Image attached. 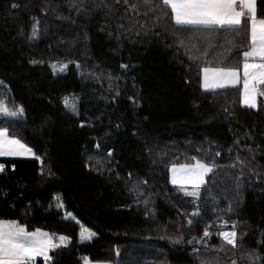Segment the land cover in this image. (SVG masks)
<instances>
[{
    "label": "trees",
    "instance_id": "obj_1",
    "mask_svg": "<svg viewBox=\"0 0 264 264\" xmlns=\"http://www.w3.org/2000/svg\"><path fill=\"white\" fill-rule=\"evenodd\" d=\"M154 4L0 0V98L25 110L0 128L34 153L0 158V219L67 237L35 264H264V107L242 106L240 87H201L203 67L240 68L247 25L179 30ZM192 157L214 166L199 199L170 178ZM233 223L237 249L217 235Z\"/></svg>",
    "mask_w": 264,
    "mask_h": 264
},
{
    "label": "snow or ice",
    "instance_id": "obj_2",
    "mask_svg": "<svg viewBox=\"0 0 264 264\" xmlns=\"http://www.w3.org/2000/svg\"><path fill=\"white\" fill-rule=\"evenodd\" d=\"M124 3L128 4V0H124ZM143 3L149 6V11H152L153 7L159 6L154 4V0H143ZM160 4L163 8L169 9L170 12H165L163 16H157L156 19L160 21L167 17L168 22L179 30L195 29L203 33H213L218 30L239 32L246 24L248 44L246 50L242 52L243 89L240 103L249 109L264 107V103L258 105L257 99L264 97V18L258 17L256 0H160ZM11 7L17 8L18 5L14 3ZM130 7L136 9L138 6L132 4ZM36 35L37 27L33 25L32 38ZM233 44H235V37H233ZM190 58L195 59V57ZM51 67L54 71L57 70L56 64L51 65ZM66 67L67 65L62 64L58 70L62 72ZM121 67L127 66L121 65ZM201 72V87L205 90L222 88L226 85L239 83L241 80V69L238 67H203ZM0 85H4V81L0 80ZM64 103L65 107L73 113H77L75 103H71L67 97ZM24 112L22 106H17L13 110L3 98H0V116L17 118L23 117ZM8 133L7 128H0V156L34 154L30 147L22 143L20 139L9 136ZM192 159L195 161L194 163L172 164L169 169L171 183L181 185L180 190L184 192L185 196L199 199L201 186L205 184V176L213 171L214 166L206 164L196 157H192ZM3 171L4 165L0 164V172ZM184 185H191L192 190L189 191ZM193 202L195 203V200ZM57 206L63 207V204L60 203ZM200 211L197 207L191 215L198 216ZM228 211H232L231 206H229ZM68 215L71 216V213ZM188 223L191 225L192 221L189 220ZM223 223H227V221ZM236 229L237 225L233 223L231 231H220L217 234L224 244L231 246L232 249L240 247ZM95 235L96 233L82 228V240H90ZM210 235L206 227L203 237L196 240L195 243H206V238ZM240 235L242 236L244 233ZM58 239L60 244H63L67 237L59 236ZM189 243L191 244L193 241H189ZM60 244L54 243L52 234L44 232L40 228L27 231L24 225L15 220L0 219V264H35V257L37 256H43L47 262L51 260L48 255L49 250L58 248ZM221 250H224L223 245L217 249V251ZM245 257L249 260L256 259L254 254L250 256L248 253H243L242 258ZM84 262L89 264L87 257L84 258ZM201 264H206V262L202 260ZM231 264H237V261L232 260Z\"/></svg>",
    "mask_w": 264,
    "mask_h": 264
},
{
    "label": "crops",
    "instance_id": "obj_3",
    "mask_svg": "<svg viewBox=\"0 0 264 264\" xmlns=\"http://www.w3.org/2000/svg\"><path fill=\"white\" fill-rule=\"evenodd\" d=\"M242 63H243V60H242ZM240 69H241V80H240V82L239 83H236V84H232V85H226L225 87H222V88H232V87H240V90L242 91V89H243V80H242V76H243V71H242V64H241V66H240ZM201 76H202V72H201ZM216 89V88H215ZM221 89V88H220ZM208 90H212V89H208ZM258 99V98H257ZM240 100H241V97H240ZM242 105V104H241ZM242 106H244V105H242ZM246 107V106H245ZM32 153H33V151H32ZM32 157H34V154H28V155H23V156H0V158H32ZM208 175V174H207ZM206 175V176H207ZM206 176H205V178H206ZM170 178H171V173H170ZM176 186H178V185H176ZM42 230V229H41ZM28 231V230H27ZM32 231H34V230H32ZM42 231H44V232H47V231H45V230H42ZM49 253H50V250H49V252H48V255H49ZM37 260H42V261H45L44 260V257L43 256H37V257H35V262L37 261ZM46 262V261H45ZM80 264H85V262L84 261H82ZM89 264H111V263H109V262H91V261H89Z\"/></svg>",
    "mask_w": 264,
    "mask_h": 264
},
{
    "label": "built area",
    "instance_id": "obj_4",
    "mask_svg": "<svg viewBox=\"0 0 264 264\" xmlns=\"http://www.w3.org/2000/svg\"><path fill=\"white\" fill-rule=\"evenodd\" d=\"M237 7L239 8V5H237ZM0 164L4 165V171H5V170H6V164L3 163V162H1V161H0ZM9 168H10V169H13L14 166H13L12 164H10V165H9ZM4 171H3V172H4ZM3 172H0V173H3Z\"/></svg>",
    "mask_w": 264,
    "mask_h": 264
},
{
    "label": "rangeland",
    "instance_id": "obj_5",
    "mask_svg": "<svg viewBox=\"0 0 264 264\" xmlns=\"http://www.w3.org/2000/svg\"><path fill=\"white\" fill-rule=\"evenodd\" d=\"M178 187L181 188V185H178ZM184 187H186L189 191L192 190V186L191 185H184ZM194 198V197H193Z\"/></svg>",
    "mask_w": 264,
    "mask_h": 264
}]
</instances>
